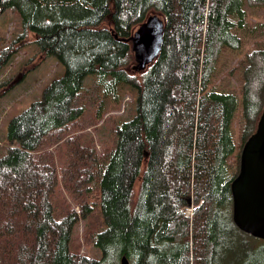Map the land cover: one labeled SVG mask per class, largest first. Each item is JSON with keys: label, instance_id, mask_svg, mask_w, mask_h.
Listing matches in <instances>:
<instances>
[{"label": "trees", "instance_id": "16d2710c", "mask_svg": "<svg viewBox=\"0 0 264 264\" xmlns=\"http://www.w3.org/2000/svg\"><path fill=\"white\" fill-rule=\"evenodd\" d=\"M246 5L264 7V0H0V15L18 11L23 27L1 49L0 66L34 33L44 56L66 68L9 124L11 145L0 159V264H120L124 255L131 264H214L220 233L241 231L231 184L264 105V48H257L243 64L236 152L239 98L214 79L226 47L240 42L234 31ZM153 12L166 21L163 49L137 72L125 39ZM14 85H0V96ZM136 89L133 118L113 123V148L101 153L83 135L71 136L58 172L49 147L82 129L89 108L97 123ZM94 210L100 218L87 231L101 258L72 249L75 226Z\"/></svg>", "mask_w": 264, "mask_h": 264}, {"label": "rangeland", "instance_id": "374dc122", "mask_svg": "<svg viewBox=\"0 0 264 264\" xmlns=\"http://www.w3.org/2000/svg\"><path fill=\"white\" fill-rule=\"evenodd\" d=\"M22 33V18L18 11L8 9L0 15V51ZM234 33L239 37L240 42L234 41L226 47L218 63L217 76L214 80L218 89L232 91L239 98V107L234 115L233 123L236 152H239V147L243 141L241 135L243 125L241 93L244 82L243 64L248 53L257 48H264V7L246 5L243 25L241 24L235 29ZM30 38L31 43L22 48L14 57L12 56L3 67L0 66V85L11 86L15 83L9 91L0 96V159L6 155L11 145L8 138L11 120L27 110L33 102L42 99L46 87L54 80L62 77L66 71L65 66L56 56H44L34 33L30 35ZM133 62H135L134 58L131 66ZM137 97L136 89L132 94L127 93L124 96L120 106L109 104L104 119L97 123H92L94 115H91L89 108L84 116L87 118L84 127L65 134V140L60 139L58 147L52 145L48 149L55 155L58 172L67 164V158L64 157L66 146L63 144L71 136L83 135L84 144L87 145V142L94 143L101 153L105 149L113 148L116 141L115 133L112 132L113 123L114 121L133 118L136 113ZM139 185L140 180L136 183V195L139 192ZM63 186L60 175L59 187L63 194L70 198V193L66 192ZM71 205L76 206V202L73 200ZM186 214L192 217L193 208H188ZM99 218L96 210L88 218H80L75 226L72 249H76L87 256L101 258L100 249L93 244L92 238L89 239V231H87L92 227L93 221H99ZM229 228L221 231L222 233L216 242L213 254L214 264H264V240L236 231L233 228L228 230ZM91 231L95 230L91 229Z\"/></svg>", "mask_w": 264, "mask_h": 264}, {"label": "water", "instance_id": "95a60500", "mask_svg": "<svg viewBox=\"0 0 264 264\" xmlns=\"http://www.w3.org/2000/svg\"><path fill=\"white\" fill-rule=\"evenodd\" d=\"M166 21L151 13L138 27L131 42L136 71H145L160 55L165 40ZM233 221L243 232L264 240V105L257 128L244 142L239 172L231 184ZM120 264H131L124 255Z\"/></svg>", "mask_w": 264, "mask_h": 264}]
</instances>
